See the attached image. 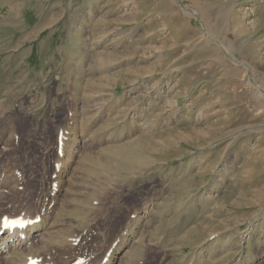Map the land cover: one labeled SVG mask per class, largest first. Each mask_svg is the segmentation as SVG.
I'll return each instance as SVG.
<instances>
[{
  "label": "rangeland",
  "instance_id": "obj_1",
  "mask_svg": "<svg viewBox=\"0 0 264 264\" xmlns=\"http://www.w3.org/2000/svg\"><path fill=\"white\" fill-rule=\"evenodd\" d=\"M259 87L264 0H0V216L38 264H264Z\"/></svg>",
  "mask_w": 264,
  "mask_h": 264
},
{
  "label": "bare ground",
  "instance_id": "obj_2",
  "mask_svg": "<svg viewBox=\"0 0 264 264\" xmlns=\"http://www.w3.org/2000/svg\"><path fill=\"white\" fill-rule=\"evenodd\" d=\"M258 92L260 93L261 98L264 100V89L263 88L260 89V87H259ZM38 215L39 214L37 212H33V210H31V209H28L26 212L24 211L23 214H21V213L20 214H15V213L10 214L9 219L23 217V218H25L26 220H28L31 223V225L27 229L21 230V231L15 230L13 232L11 230L2 229L1 228L2 218L3 217H8V216L6 214H2L0 216V234L2 236L1 237L2 242L0 243V264H29V262L31 260L29 261V259L27 258L28 255L26 254V251H27L26 250L27 249L26 247L29 245V243L31 242V240L34 237H40L43 240V243L46 244L47 243V239H49L48 238L49 235H50V237L51 236L52 237L55 236L54 233H53V231H51L52 224H49V223L44 222V221H42V222H36V220L39 218ZM52 233H53L54 236L52 235ZM22 236H24V238H22ZM51 240L52 241H55V239H51ZM60 240L61 239H59V241ZM49 243L52 244L53 242L51 243V241H50ZM72 243H74V242H72ZM122 246H124V245H122ZM28 249H29V247H28ZM42 249H39V252H41ZM30 251H32V250H30ZM37 251H36V254L38 255V252ZM28 252H29V250H28ZM121 252H122V250H121V247H120L119 249H117V251H115L114 253H112L111 256L109 255L108 256L109 258H107L106 261H104L105 260L104 259L103 262L100 263V264H120V261L119 260L121 259V257L119 255L121 254ZM105 257H107V256H105ZM30 258H32V257H30ZM122 258H123V256H122ZM36 260H37V258H36ZM118 261H119V263H118Z\"/></svg>",
  "mask_w": 264,
  "mask_h": 264
}]
</instances>
